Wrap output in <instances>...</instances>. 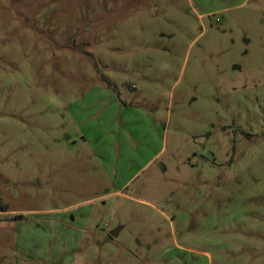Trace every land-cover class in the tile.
Listing matches in <instances>:
<instances>
[{
  "label": "rangeland",
  "instance_id": "obj_1",
  "mask_svg": "<svg viewBox=\"0 0 264 264\" xmlns=\"http://www.w3.org/2000/svg\"><path fill=\"white\" fill-rule=\"evenodd\" d=\"M0 264H264V0H0Z\"/></svg>",
  "mask_w": 264,
  "mask_h": 264
},
{
  "label": "water",
  "instance_id": "obj_2",
  "mask_svg": "<svg viewBox=\"0 0 264 264\" xmlns=\"http://www.w3.org/2000/svg\"><path fill=\"white\" fill-rule=\"evenodd\" d=\"M118 230H119V228H116L115 230L111 231V232H110V235H111L112 237H115V236L117 235Z\"/></svg>",
  "mask_w": 264,
  "mask_h": 264
},
{
  "label": "trees",
  "instance_id": "obj_3",
  "mask_svg": "<svg viewBox=\"0 0 264 264\" xmlns=\"http://www.w3.org/2000/svg\"><path fill=\"white\" fill-rule=\"evenodd\" d=\"M5 208V207H4ZM5 210V209H4Z\"/></svg>",
  "mask_w": 264,
  "mask_h": 264
}]
</instances>
